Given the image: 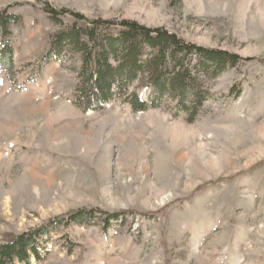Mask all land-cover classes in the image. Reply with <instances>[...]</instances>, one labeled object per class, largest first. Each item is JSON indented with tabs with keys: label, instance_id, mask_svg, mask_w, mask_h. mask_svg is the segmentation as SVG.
<instances>
[{
	"label": "rangeland",
	"instance_id": "obj_1",
	"mask_svg": "<svg viewBox=\"0 0 264 264\" xmlns=\"http://www.w3.org/2000/svg\"><path fill=\"white\" fill-rule=\"evenodd\" d=\"M46 4L239 60L199 76L205 101L191 122L165 99L141 112L123 97L83 109L80 55L49 54L59 27ZM4 9L21 21L0 66V243L91 210L101 214L49 228L30 264H264V0H0ZM118 212L129 214L104 227L103 213Z\"/></svg>",
	"mask_w": 264,
	"mask_h": 264
},
{
	"label": "trees",
	"instance_id": "obj_2",
	"mask_svg": "<svg viewBox=\"0 0 264 264\" xmlns=\"http://www.w3.org/2000/svg\"><path fill=\"white\" fill-rule=\"evenodd\" d=\"M43 11L58 30L48 37L49 54L60 56L68 52L80 55L81 69L77 78L74 103L83 109L124 98L133 111L157 108L163 99L175 104L188 122L205 101L200 89V75L220 73L234 65L238 56L226 51L206 50L186 43L163 28H149L136 21L88 19L68 9L55 10L45 5ZM68 16L72 22L59 19ZM21 21L19 16L0 11V66L8 68L12 49L10 26ZM117 29V31H115ZM137 83L132 91L130 85ZM147 89L146 99L138 90ZM100 211L78 210L60 216L44 226L6 238L0 243V264H30L40 261V243L48 229L92 217ZM104 227L126 212L105 214Z\"/></svg>",
	"mask_w": 264,
	"mask_h": 264
}]
</instances>
